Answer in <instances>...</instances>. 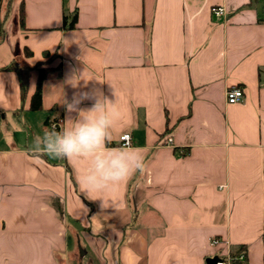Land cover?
I'll return each mask as SVG.
<instances>
[{
	"label": "crops",
	"instance_id": "obj_1",
	"mask_svg": "<svg viewBox=\"0 0 264 264\" xmlns=\"http://www.w3.org/2000/svg\"><path fill=\"white\" fill-rule=\"evenodd\" d=\"M13 62L32 67L25 98ZM81 90L116 103L107 147L130 133L144 157L104 191L79 183L90 158L30 151L88 115L64 103ZM239 247L236 264H264V0H1L0 264H209Z\"/></svg>",
	"mask_w": 264,
	"mask_h": 264
},
{
	"label": "clouds",
	"instance_id": "obj_2",
	"mask_svg": "<svg viewBox=\"0 0 264 264\" xmlns=\"http://www.w3.org/2000/svg\"><path fill=\"white\" fill-rule=\"evenodd\" d=\"M74 81L76 80L73 79L72 83L75 87ZM85 100H94L92 108L87 111L79 108ZM64 103L68 112H86L88 115L75 119L70 128L36 134L31 152L56 159L90 158L91 167L79 178V183L86 192L107 190L135 173L144 171V157L139 149L130 144L107 147L113 139L116 103L113 104L92 91L83 90L74 93L72 99Z\"/></svg>",
	"mask_w": 264,
	"mask_h": 264
},
{
	"label": "trees",
	"instance_id": "obj_3",
	"mask_svg": "<svg viewBox=\"0 0 264 264\" xmlns=\"http://www.w3.org/2000/svg\"><path fill=\"white\" fill-rule=\"evenodd\" d=\"M0 3H1V0H0ZM77 17H78L77 11L70 18V20H69L68 16L65 14L64 20H63L64 26L69 28V29L75 28L76 23H77ZM20 20H21V23L23 25L24 24V3L23 2L21 3V7H20ZM26 53L28 55H31V51H29L28 49H26ZM4 69H14V70L18 71L19 79H20V85H21V94H22V97L25 98V96L27 94V90H28V84H29V73H30V70L32 69L31 65L19 64V63L13 62L10 66L5 67ZM48 70L49 69L41 68L39 71L37 86H36L34 93L32 94L31 102H30V109L33 111H37V110H40L42 108V85H43V81L45 79V76H46ZM67 168L72 174V170L68 165H67ZM242 252H244L243 247H239L231 255L234 258H237ZM240 261L241 260L235 261L233 264H236Z\"/></svg>",
	"mask_w": 264,
	"mask_h": 264
},
{
	"label": "built area",
	"instance_id": "obj_4",
	"mask_svg": "<svg viewBox=\"0 0 264 264\" xmlns=\"http://www.w3.org/2000/svg\"><path fill=\"white\" fill-rule=\"evenodd\" d=\"M211 12H212V15L214 16V18H217V16H225L227 14L225 12L224 7L221 5L213 6L211 8ZM243 96H244V91H243V88L241 86L235 85V86L229 88L226 92V99H228V103H230V104H234L236 102L243 100ZM49 126L51 129H55L56 131L63 130L62 119L52 120L50 122ZM169 142H172L171 138H169ZM123 144L132 145L130 133H124L120 137V145L119 146H121ZM219 243H220V240L218 238H216V237L212 238V240H211L212 245H217ZM244 259H245L244 254L242 252L237 258H234L232 255H228L227 257H224V258H219V261L217 262V264H233L235 261H238V260L242 261Z\"/></svg>",
	"mask_w": 264,
	"mask_h": 264
},
{
	"label": "water",
	"instance_id": "obj_5",
	"mask_svg": "<svg viewBox=\"0 0 264 264\" xmlns=\"http://www.w3.org/2000/svg\"><path fill=\"white\" fill-rule=\"evenodd\" d=\"M218 261H219V258L218 257H214V258H210L208 260V263L209 264H217Z\"/></svg>",
	"mask_w": 264,
	"mask_h": 264
}]
</instances>
